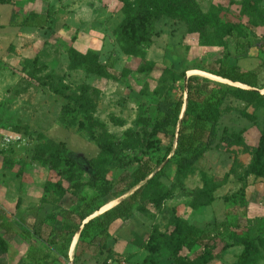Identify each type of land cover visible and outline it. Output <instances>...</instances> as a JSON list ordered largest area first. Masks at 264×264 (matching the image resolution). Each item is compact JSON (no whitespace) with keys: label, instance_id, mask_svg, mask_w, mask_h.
Returning <instances> with one entry per match:
<instances>
[{"label":"rangeland","instance_id":"374dc122","mask_svg":"<svg viewBox=\"0 0 264 264\" xmlns=\"http://www.w3.org/2000/svg\"><path fill=\"white\" fill-rule=\"evenodd\" d=\"M173 4L177 14L158 16L140 0L0 4V223L13 227L0 226L10 244L0 264H172L187 224L216 236L218 257L201 264H264V90L212 73L264 81V0ZM72 47L96 53L110 75L72 68ZM192 75L230 90L213 146L183 171L175 128L154 136L149 155L163 163L133 215L111 225L107 248L81 252L78 234L72 249L86 202L135 169L158 104L176 102ZM119 200L105 199L108 209Z\"/></svg>","mask_w":264,"mask_h":264},{"label":"trees","instance_id":"16d2710c","mask_svg":"<svg viewBox=\"0 0 264 264\" xmlns=\"http://www.w3.org/2000/svg\"><path fill=\"white\" fill-rule=\"evenodd\" d=\"M11 1L0 0V4ZM144 6H149V11L154 16L166 13L177 14L180 11L174 6L173 0L166 1V3H162L161 0H140V7ZM213 18L212 13L203 15V20L207 23L213 21ZM233 30L232 25L227 27L228 33L232 34ZM68 55L72 68L84 67L96 75H110L112 72V69L103 63L94 52L81 53L72 47ZM113 73L116 75L118 72L113 70ZM212 73L233 83L264 90V81H261L256 72L222 68ZM184 75L186 74L183 73ZM206 81L208 80L199 75H192L187 78L186 93L176 102L162 101L158 104V118L152 130L145 132L146 152L144 156L140 159L135 158V161H129V165L137 163L135 169L121 178L116 186L106 188L104 192L86 202V209L78 214V222L72 226L70 232L72 241L79 234L77 249L80 248L81 252L97 246L101 249L107 248L106 241L110 236L111 225L117 220L133 215L134 203L159 173L158 168L163 163H155L152 156L149 155V151L154 149L158 143V140L153 139L154 136L167 133L170 127L175 128L176 147L174 148V155L178 157V164L183 171L192 168L213 146L215 128L220 119V108L230 90L220 85L209 87L205 84ZM246 92L256 93L252 90H246ZM257 95L259 100L264 103V94ZM137 186L139 187L135 189ZM129 192L132 194L113 208L106 210L100 216H94L95 213L107 206L105 199L110 196L119 199ZM0 226L8 234L13 231V227L4 220ZM215 239V234L197 225L187 224L185 231L177 237L174 243L171 251L172 264H201L204 261L217 258ZM235 239L240 240L241 238L235 234ZM9 248V242L0 233V255L6 254ZM188 252H198V254L196 257H191ZM63 257L69 259V252L66 251Z\"/></svg>","mask_w":264,"mask_h":264},{"label":"bare ground","instance_id":"6f19581e","mask_svg":"<svg viewBox=\"0 0 264 264\" xmlns=\"http://www.w3.org/2000/svg\"><path fill=\"white\" fill-rule=\"evenodd\" d=\"M122 198V197H121ZM108 208H110V206L108 205V206H106V207H104L101 211H99V212H97V213H102L104 210H106V209H108ZM77 238H75V240H74V242H73V244H72V249L75 247V244H76V240Z\"/></svg>","mask_w":264,"mask_h":264},{"label":"water","instance_id":"95a60500","mask_svg":"<svg viewBox=\"0 0 264 264\" xmlns=\"http://www.w3.org/2000/svg\"><path fill=\"white\" fill-rule=\"evenodd\" d=\"M140 185H141V184H140ZM140 185H139V186H140ZM139 186H137L135 189H137ZM135 189H134V190H135ZM134 190H133V191H134ZM123 199H125V198H123V197H122V198H120V200H119V202H118V203H120V202H121ZM118 203H117V204H118ZM104 211H106V210H104ZM104 211H103V212H104Z\"/></svg>","mask_w":264,"mask_h":264},{"label":"built area","instance_id":"2783aa9c","mask_svg":"<svg viewBox=\"0 0 264 264\" xmlns=\"http://www.w3.org/2000/svg\"><path fill=\"white\" fill-rule=\"evenodd\" d=\"M117 264H120V263H117Z\"/></svg>","mask_w":264,"mask_h":264}]
</instances>
